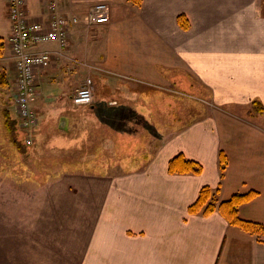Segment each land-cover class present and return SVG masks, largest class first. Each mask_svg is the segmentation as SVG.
Instances as JSON below:
<instances>
[{
	"label": "crops",
	"instance_id": "crops-1",
	"mask_svg": "<svg viewBox=\"0 0 264 264\" xmlns=\"http://www.w3.org/2000/svg\"><path fill=\"white\" fill-rule=\"evenodd\" d=\"M26 1L31 19L46 18L47 0ZM98 3L110 7L106 24L89 21ZM7 7L8 0H0L6 82L0 85V146L7 143L12 156L25 160V174L41 175L26 178L43 194L29 199L21 218L0 212V264H264L263 233L235 227L219 212H189L205 186L221 187L220 202L257 192L239 217L264 226V112L252 113L254 102L264 109V0H64L60 12L79 22L69 48L38 73L33 132L22 128L17 112ZM45 48L58 50L56 44ZM88 78L94 101L76 106L73 95ZM174 79L212 95L208 116L168 127L180 120L165 116L167 107L153 93ZM56 86L63 104L51 115L56 105L47 103L44 88ZM6 111L18 139L27 145L32 138L34 161L10 140ZM61 137L75 147H56L52 141ZM145 141L150 147L139 145ZM221 151L228 158L223 179ZM115 153L117 161L107 159ZM178 154L203 172L170 174L169 161ZM78 172L101 175L82 183Z\"/></svg>",
	"mask_w": 264,
	"mask_h": 264
},
{
	"label": "built area",
	"instance_id": "built-area-1",
	"mask_svg": "<svg viewBox=\"0 0 264 264\" xmlns=\"http://www.w3.org/2000/svg\"><path fill=\"white\" fill-rule=\"evenodd\" d=\"M64 0H47V16L42 20L31 19L26 0H8V16L11 22L9 43L17 70V112L23 129L33 132L39 125V116L31 106L36 93L37 76L49 68L54 58H59L69 48L72 28L78 24L75 17L60 12ZM110 7L106 3L95 4L89 12L92 24H106L110 20ZM56 44L58 50L45 46ZM94 100V84L88 78L73 95L76 106H88ZM28 146L32 138L26 140Z\"/></svg>",
	"mask_w": 264,
	"mask_h": 264
},
{
	"label": "rangeland",
	"instance_id": "rangeland-1",
	"mask_svg": "<svg viewBox=\"0 0 264 264\" xmlns=\"http://www.w3.org/2000/svg\"><path fill=\"white\" fill-rule=\"evenodd\" d=\"M0 33L2 32L0 31ZM167 88L168 89L165 90L155 91L153 93V96L157 98V101L162 102V104L167 107V109H163L165 116L171 115L170 118H178L180 120H175L174 122H171L172 125L168 126L169 128L179 129L184 126V123H190L191 120L197 117L199 118L202 115L208 116L211 112L212 107L210 105H207V103L213 102V97L212 95L210 97L206 96L205 91H203L201 87L191 88V86L188 84H182L181 80L174 79L172 85ZM44 89L45 95L43 93L42 94L45 97V100L48 101L47 103L56 105L53 111L51 112V115L57 114V111L61 108V105L63 104V102H61L62 91L57 86L55 90L50 89L48 93L47 88ZM203 101L206 103H203ZM170 106H172V109H169ZM10 110L13 115L16 114L15 105H13ZM59 117L60 115L58 116V118ZM3 118L4 117L1 113L0 108V145H2V138L5 134L3 133ZM52 142L55 145H58L56 147L61 149H68L72 146L75 147L73 143L74 141L71 142L68 137H61L60 139L54 140ZM147 143L148 142L145 141L139 143V145H146V147H150V145ZM77 146L78 144L76 145V147ZM29 147L32 148V146ZM118 150L119 147L116 149V152ZM128 150L129 147L125 148L122 154V159L125 163V166H127V161H129ZM117 154L115 153L113 154V157L109 156L107 159H109L110 161H117V159L121 157ZM141 159H143V155H141ZM22 161L25 160L23 158L21 159L16 156H12V154L9 152V146L7 145V143H5L3 146H0V212L3 213L7 219L21 218V209L25 207L24 211H27L26 207H28L27 203L29 199L36 200V198L42 196L43 194L42 192L37 191L35 185H33L32 183H28L26 178L27 176L37 177L38 179L41 175H31L30 173H26V175L24 171L21 170L24 166ZM93 169L99 170L101 169V167L94 166ZM115 169L116 168H114L113 170ZM113 174L114 173L112 171V173H110L109 175L111 176ZM91 175L100 176L101 174L78 172L76 173L75 179L80 180L83 183L84 180L86 178L89 179ZM30 207H32V205H30Z\"/></svg>",
	"mask_w": 264,
	"mask_h": 264
},
{
	"label": "trees",
	"instance_id": "trees-1",
	"mask_svg": "<svg viewBox=\"0 0 264 264\" xmlns=\"http://www.w3.org/2000/svg\"><path fill=\"white\" fill-rule=\"evenodd\" d=\"M136 5H141L142 0H130ZM181 25L184 29H188V23L184 18H180ZM5 48L4 40L0 37V56L3 54ZM5 77L0 74V85H5ZM264 109L259 102H254L252 107L253 114H263ZM14 121L8 111L5 112V126L10 135V140L18 148L21 154L30 155V161H34L32 154L28 151L29 146L20 141L17 136L16 129L14 128ZM33 147V145H31ZM228 167V158L226 154L220 152V171L221 178L223 179L226 169ZM168 171L170 174H194L199 175L203 172V167L200 163L187 159L183 154H178L169 161ZM220 186L214 190L209 186L201 189L198 199L190 206L189 212L191 214L202 213L204 216H209L215 212H219L226 220L233 226L238 227L249 233H263L264 226L242 220L239 217V208L254 200L257 192H249L246 194H235L229 200L220 202Z\"/></svg>",
	"mask_w": 264,
	"mask_h": 264
},
{
	"label": "water",
	"instance_id": "water-1",
	"mask_svg": "<svg viewBox=\"0 0 264 264\" xmlns=\"http://www.w3.org/2000/svg\"><path fill=\"white\" fill-rule=\"evenodd\" d=\"M60 126H61L62 129H65L66 130L67 127H68L67 126V120L66 119H62V122H61V125Z\"/></svg>",
	"mask_w": 264,
	"mask_h": 264
}]
</instances>
